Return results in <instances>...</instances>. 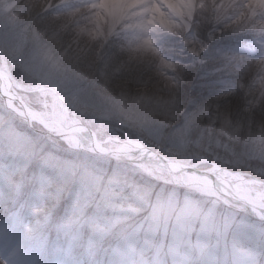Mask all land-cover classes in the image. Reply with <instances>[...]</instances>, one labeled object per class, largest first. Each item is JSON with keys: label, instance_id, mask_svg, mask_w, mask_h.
Masks as SVG:
<instances>
[{"label": "rangeland", "instance_id": "rangeland-1", "mask_svg": "<svg viewBox=\"0 0 264 264\" xmlns=\"http://www.w3.org/2000/svg\"><path fill=\"white\" fill-rule=\"evenodd\" d=\"M175 1L179 12L172 10L167 26L158 15L170 4L155 0H121L107 9L100 0H0V59L21 85L17 93L53 125L50 132L80 121L107 150L118 140L139 139L170 159L226 174L262 195L264 204L262 125L251 129L244 118L225 111L215 114L217 135L201 126L199 112H185L181 125H168L184 111L181 95L196 70L207 79L218 67L233 75L224 81L227 94L240 95L253 109L264 102V0ZM201 3L211 4L212 15L193 30ZM89 7L98 10L95 18L84 15ZM122 28L131 32L123 48L113 39ZM178 33L181 39H172ZM221 35L235 36L238 51L226 50ZM252 53L257 60L248 58ZM208 59L211 69H201ZM27 127L0 96V264L76 262V244L88 256L108 249L115 264H257L255 254L236 243L259 237L262 228L224 210L221 202L232 204L204 186L207 177L130 162L108 175L106 162L81 159L68 141ZM39 165L53 170V177ZM134 174L156 182L139 183ZM32 185L37 190L29 187L28 195L48 199V189L55 192L48 210L72 195L67 221L55 230L64 245H49L48 211L38 228L35 210L23 213L19 197ZM250 201L245 202L255 212L258 203ZM237 208L246 212L241 204ZM233 226L245 230L244 236L231 234Z\"/></svg>", "mask_w": 264, "mask_h": 264}, {"label": "trees", "instance_id": "trees-1", "mask_svg": "<svg viewBox=\"0 0 264 264\" xmlns=\"http://www.w3.org/2000/svg\"><path fill=\"white\" fill-rule=\"evenodd\" d=\"M225 34L227 36V32ZM221 36L223 38V35ZM226 36L223 38L224 41H222V45L225 46L226 50H228L229 48H232L234 50V46H235V51L237 52L238 51L237 47L240 44L239 42H237L238 39H236L235 36H231V38L226 37ZM247 56L251 61H253L254 58L255 60H257V55L255 53H252L251 56L250 55H247ZM211 63L212 61L208 59L206 64L201 65V69H206V68L211 69L212 67ZM215 68L216 69L212 71L213 73H211L210 77L207 79L202 77L203 75L202 72H200L199 74V70H196L194 72L193 77H189L186 79L188 80L187 86L184 87L183 93L181 95V107L185 109L183 112L181 111L176 112L175 114L176 117L174 118L173 122H169L168 125L170 126L173 124V126L175 127L177 125L178 126L181 125L183 121V115H185V112H187L188 114L192 111L199 112V119L201 120V123H202L201 126H204L206 129L208 128L211 129L214 135H217L219 134L220 125H219V119L215 118V114L220 115L222 111H225L227 112V114H230L231 116H239V117L241 116V118H244L243 119L244 123L246 125H249V128L251 127V129L254 126L260 127L261 125L263 128L264 127V102L263 103L261 102L262 105L260 104V106H257L256 108L253 109L252 105L249 106L248 104H246L245 101L241 100L240 95L238 97V94H236V97H234L235 95L234 93L227 94V92L229 93L231 92V90L224 91L225 88L227 87L224 81L226 80L233 81L234 79L233 75H229V74L222 72L220 68L218 67H215ZM197 74H199L198 77H197ZM191 84L194 85V87L190 88L189 86ZM34 127L37 129L39 128V126L36 124H34ZM26 129L35 135L39 133L36 130L31 129L29 127H27ZM77 153L83 154L81 156V159L83 157H86L96 162L100 160L104 162V165L106 162L109 165V170L106 172V173H109L108 175L113 173L112 167L114 166H117V165L118 166H122V165L128 166L132 164V163L129 164L128 162H124L122 160H118V159H115L109 156H102L98 154L96 155V154L89 153L86 151L78 150ZM39 167L41 168L40 170L41 172L43 171L47 173L45 174L46 176L53 177L55 173L53 172V170L48 168L46 165L44 166L39 165ZM99 174L101 173L99 172ZM145 176H146V180H141V179L139 180L137 174L131 175L130 177L134 179L135 181H138L139 183L156 182L153 178H149L147 175ZM134 180L132 181L134 182ZM34 185L24 186L23 193L19 197L21 201L20 203H23L25 205L23 209V213L29 214L32 210H35V220L37 221V228H38V226H41V223H38L39 220H41L44 217L45 211H48L47 216L49 217V222L47 223V231L49 232V238L47 240L49 242V245L50 243H53V247H55L54 243H57V245L59 243H62V245H64L63 237L58 232L56 233L55 230L56 228L60 226V224L67 221L66 218H68L70 212H68L66 209H68L69 204L72 202V195L70 196V194H68L66 197L60 200L58 207H54V209L48 210L46 205L55 204L54 203L55 192L51 189H48V194L50 195L48 199H47V196H45L44 194L38 195L37 192L35 193V195H28L27 190L29 187H32L33 190H37L35 189ZM169 186L170 185H168V187ZM77 187H78V183L75 182L74 185H72V188L74 189ZM179 190L185 191L183 188L181 189V187H179ZM221 206L223 207L224 210L232 212L235 218H239V219L243 218L244 220L246 219V222L251 223V224H256L258 225L257 227L262 228V231L260 232L259 237L253 238V239L244 238L246 237L243 234V232L245 233V230L240 229L239 226H235V227L233 226V229L231 230V234L232 232H235V230L239 231V233L241 232L242 236L244 237H242L241 240L236 244H238L241 248L248 249L253 254H255L254 260L256 261L257 264H264V221L249 216L245 212V210H243L242 208H237L233 205L229 206L224 202H221ZM33 222H34V217H33ZM252 232H254L255 235H258L257 231H252ZM246 234L250 235L249 232H246ZM112 239L113 238H111L109 242L114 241ZM132 243L134 244L135 242L133 241ZM76 245L72 246L71 251L75 257H78V259H76L77 260L76 262L68 261V264H71V263L97 264L98 262L102 264H115V263H111L114 260V258L108 254V249L103 248L101 249L100 252H95V250H92V253H91L92 256H88L85 253L82 246L78 247ZM121 245H123V242H121ZM52 250L53 249L49 248L48 252L50 253ZM49 259H50V262H48V264H53V262H51L52 261L51 258ZM37 264H47V263L40 260Z\"/></svg>", "mask_w": 264, "mask_h": 264}, {"label": "bare ground", "instance_id": "bare-ground-1", "mask_svg": "<svg viewBox=\"0 0 264 264\" xmlns=\"http://www.w3.org/2000/svg\"><path fill=\"white\" fill-rule=\"evenodd\" d=\"M121 0H100L102 6L104 9H107L108 7L114 6L115 4L120 3ZM129 3H139L145 0H124ZM158 5L165 6L166 4L170 9L163 10V15L160 14L158 17L160 18L161 22L166 23L167 26H171V13L172 10L175 13H178V1L175 0H155ZM166 3V4H163ZM162 3V4H160ZM169 23V24H168ZM13 74L9 70L8 67L5 65H0V89L6 94L7 96V104L8 106L14 108L17 110L16 106V94H17V84L14 80ZM26 111H19L20 113L27 112V115L30 118H33L35 120H38L42 122L45 126L49 128H53V125H51L48 121L42 117V114L32 109L31 107L25 105ZM64 126V125H63ZM64 133L65 139L71 143L73 146L80 147L83 144L89 147H99L102 146L101 142L99 141L97 135L94 131H91L86 125L81 123L80 121L75 122L74 126L72 127H66ZM125 149L133 150L132 147H126ZM215 177L209 179L207 183L204 184V186L208 189L216 191L221 190L225 194H229L230 196H233L237 199L245 201L248 200V202L256 200L258 203V206H256L255 214L258 213V210L262 213L264 212V204L260 201L262 195L253 194L247 189H244L242 186H240L237 183H234L232 178L226 177V174L223 173H217L215 172ZM192 176L196 177L197 175L192 173ZM216 189V190H215ZM250 201V202H251ZM255 202V201H254ZM260 203V204H259ZM253 211V210H252ZM258 215V214H256Z\"/></svg>", "mask_w": 264, "mask_h": 264}, {"label": "water", "instance_id": "water-1", "mask_svg": "<svg viewBox=\"0 0 264 264\" xmlns=\"http://www.w3.org/2000/svg\"><path fill=\"white\" fill-rule=\"evenodd\" d=\"M2 63L5 64L6 61L4 59H2ZM13 78H14V76H13ZM14 80L16 81L15 78H14ZM0 95L5 100V102H7V96L1 89H0ZM16 96H17L16 101H17L18 105L22 108V110L26 111L25 102L21 99V97L19 95L16 94ZM11 109L13 110V108H11ZM15 112L20 114L27 121L29 126H32V123H31L32 120L27 115V112H25L24 114L20 113L18 111H15ZM56 135L59 136L60 138H63V139L65 138L64 132L58 133ZM129 146L134 148V149L133 150L125 149L126 147H129ZM79 148L82 150H86L89 152L96 153V154L98 153V154L110 155V156L118 158V159L128 160V161L138 163V164L147 163V164L160 165V166L164 167L165 169L172 171V172H191V173H195L197 175H201L204 177L205 176H208L211 178L215 177V175L212 172H209L207 170H202V169L196 168L195 166L187 165V164L172 160L168 156L160 153V151L149 148V147L143 145L141 142H139V140H135V139H128V140L126 139L123 141H119V144L117 147H115L113 149H108V150L101 147V146H99L97 148V147H89V146H86L84 144L82 146H80ZM218 192L223 197H225L226 199H228L229 201H231L235 204L242 203L247 208L248 213L252 216H255V214L249 209L247 203L244 204V202L236 199L233 196H230L229 194L223 193L221 190H218Z\"/></svg>", "mask_w": 264, "mask_h": 264}, {"label": "clouds", "instance_id": "clouds-1", "mask_svg": "<svg viewBox=\"0 0 264 264\" xmlns=\"http://www.w3.org/2000/svg\"><path fill=\"white\" fill-rule=\"evenodd\" d=\"M98 10L96 9H92L91 7H89L88 9L85 10L84 15H90L93 18H95L96 16V12ZM212 13H211V4H204L201 3L200 8L198 10V14L196 15V17L194 18L196 23L193 24V30H195L197 28V26L203 21V20H207L209 17H211ZM99 27L103 28L104 32L107 33L108 32V25L101 22ZM131 35L130 31H124L123 28L120 32L116 33L113 36V39L116 40L118 46L120 47H125L127 46V44L129 43L128 41V37ZM172 39L179 41L181 39V34L178 33L176 36H174Z\"/></svg>", "mask_w": 264, "mask_h": 264}]
</instances>
